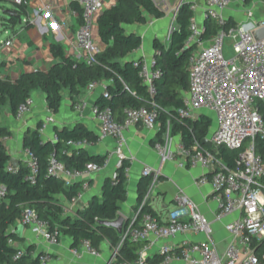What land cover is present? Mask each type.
I'll use <instances>...</instances> for the list:
<instances>
[{
	"label": "built area",
	"instance_id": "1",
	"mask_svg": "<svg viewBox=\"0 0 264 264\" xmlns=\"http://www.w3.org/2000/svg\"><path fill=\"white\" fill-rule=\"evenodd\" d=\"M61 0H47L35 13L44 12L53 28L60 34L61 25H69L70 21L56 20L57 4ZM170 0H154L156 5L166 14L175 19L180 7L189 4L192 16L188 25V36L185 45L192 47L188 58L189 88L183 97V105L178 114L191 119L199 113H208L212 119L210 133L204 138L210 146L203 147L197 141L191 147H185L181 142L176 151L182 159L179 167L198 168L203 171L199 177L200 184H209L210 194L216 204L213 220L205 216L198 204L179 190L173 197V206L163 207L157 211L150 203L151 188L156 182L159 172L150 167H144L142 174L151 177L152 186L144 195L141 206L148 203L157 216L144 213L137 227L133 222L123 228L120 240L111 246L110 257L106 264H264V154L258 152V142L264 143V119L260 104L264 103V38L256 40L255 30L264 27V17L254 15V6L258 0H236L242 5L250 6L245 10V18L235 24L227 25L223 11L235 0H176L168 6ZM79 8L72 9V14L80 16V24L75 32L74 44L69 49L74 59L93 65L103 46L99 40L97 21L101 12L113 6L117 0H71ZM29 3V0H12L13 8ZM210 19L218 26L216 33L203 38L204 21ZM174 29V28H173ZM171 34V33H170ZM168 36V39L170 37ZM9 46L12 40L2 41ZM231 51L230 57L225 56V49ZM155 54L148 59L136 60L138 76L147 92L153 97L157 92L156 81L160 71L154 68ZM101 87L105 97H108L106 84L103 80H92L85 87L93 90ZM32 99L18 105L15 117L21 118L30 110ZM81 101L77 107H84ZM152 107H125L122 111V121L116 120L110 107L92 106V113L98 124L97 141L113 138L117 141L113 151L119 159V164L125 159L123 153V131L130 126L141 125L146 129H154L157 125L158 111L155 103ZM53 118L45 117V122ZM203 139V140H204ZM59 140L56 133L52 141ZM65 144L70 148L86 147L90 143L86 138L68 139ZM223 146L230 150H238L237 166L229 167L216 155L217 149ZM161 160L171 159L168 145L161 142L155 144ZM168 150V151H167ZM24 160L28 168V178L34 180L38 171L35 154L24 151ZM106 163V162H105ZM105 163H86L82 169H69L59 161L55 153H51L48 162V172L63 181L65 186L74 181L81 182V190L69 201V210L78 208L79 200L87 189L86 179L93 173L100 172ZM10 170H16L12 164ZM126 171V170H125ZM115 174L113 175V177ZM6 194L5 186H0V199ZM221 223L227 236L222 240L215 238V224ZM20 225L29 228L40 235L48 244H56L62 236L57 227L50 228L48 223L39 218L32 207H24L21 213ZM153 235L155 240H166L158 250L150 254L148 246L139 248L137 256L132 261L119 259V250L126 240L141 242ZM224 247L219 250L218 245ZM9 243H13L9 241ZM71 253L79 258L83 254L92 257L101 256L99 248L84 239L78 247H72ZM24 249L17 251L15 259L19 258ZM33 254V253H32ZM160 256L155 263L154 256ZM42 264L50 259L48 253L38 255Z\"/></svg>",
	"mask_w": 264,
	"mask_h": 264
},
{
	"label": "trees",
	"instance_id": "2",
	"mask_svg": "<svg viewBox=\"0 0 264 264\" xmlns=\"http://www.w3.org/2000/svg\"><path fill=\"white\" fill-rule=\"evenodd\" d=\"M4 1L7 0H0ZM71 5L79 10L75 3L71 2ZM15 10L22 16L25 14L26 6H18ZM192 14L189 4L184 3L176 15L175 27L167 43L159 39L153 41L154 68L161 73L156 81L157 92L153 97L149 95L138 76L136 60L130 58V55L141 47L142 38L137 33L127 32L125 27L145 24L148 16L162 18L165 12L154 0H117L113 6L103 10L98 18V35L103 50L95 64L87 65L78 61L65 54L59 43L51 42L49 50L56 62L48 71L37 69L23 72L9 81L0 78V116L5 105L11 114L15 115L18 105L31 98L34 90H40L46 97L48 109L56 112L60 107L64 89L74 97L92 80H105L109 96L101 94L97 102L101 107H110L114 115L117 113L121 116L125 107L151 108L152 103H155L160 135L170 132L188 148L195 141L207 147L203 139L211 130L210 117L200 115L191 119L178 114V109L183 105L184 92L189 88L188 58L192 47L186 46L185 40L189 33L188 25ZM17 23L16 15L4 13L0 15V24L5 27ZM230 25L232 23L228 21L226 27ZM204 26L203 38L210 37L218 29L215 22L210 19H205ZM260 111L264 119V103L260 104ZM10 133L8 127L0 125V186L6 188L5 196L0 199V264H42L39 254L33 255L30 247L24 249L19 258H14L20 250L15 242L20 240L16 232L24 207L34 208L39 218L46 221L50 228L57 227L61 235L70 238L71 247H78L84 239L90 240L97 248L103 242L111 246L117 245L121 233L110 227L108 222L116 218L121 202L127 197L125 170L129 165L128 161L123 159L115 176L105 178L100 199H93L86 207L77 208L71 213L68 203L81 190V182L74 181L71 185L65 186L62 180L50 174L49 156L54 152L56 158L69 169H82L89 162L103 165L106 161L105 156L92 155L85 147L70 148L65 144L68 139L81 138H86L93 144L97 136L81 123H77L71 129L55 130L59 138L57 141L43 140L38 130H28L22 138V146L31 150L38 162L37 174L34 180H30L24 161L16 166L15 171L9 169L11 156L7 152L4 138ZM258 152L264 154L263 142H258ZM216 155L229 167L237 166L238 150L220 146ZM150 183L149 176L142 177L139 182L136 205L138 213L132 224L134 227L138 226V220L144 213L157 216L148 203L141 206ZM261 185L264 188V179ZM140 246L141 242L124 241L119 250V259L134 260ZM159 257L154 256L155 263Z\"/></svg>",
	"mask_w": 264,
	"mask_h": 264
},
{
	"label": "crops",
	"instance_id": "3",
	"mask_svg": "<svg viewBox=\"0 0 264 264\" xmlns=\"http://www.w3.org/2000/svg\"><path fill=\"white\" fill-rule=\"evenodd\" d=\"M7 1L12 3V0ZM46 2L47 0H29L25 14L21 16V22L18 21L17 24L6 27L0 24V31H4L5 33V36L0 38L1 79L9 81L23 72L37 69L48 71L56 62V59L49 50L51 42L59 43L64 53L70 55L69 49L72 43L74 44L73 40L80 24V16L72 14L71 10L74 7L71 5V0H61L57 4L56 20L57 22H61L67 19L70 23L65 26L62 23H58L61 25V33L59 34L53 28L44 12L35 13L34 11ZM249 7L235 0L223 11V14L229 22L235 24L245 18V10ZM253 9L256 17H264L263 0H258ZM167 16L168 14L166 13L159 19L148 16L145 24L131 25L142 27L137 34L141 36L142 42L144 39H146V42L144 46L142 43L141 47L132 53L135 56L130 58L134 60L148 59L154 54L153 41L154 39L162 41L165 27L168 24L166 23ZM8 28L11 29V33L7 34ZM10 39L12 43L9 46L1 43L2 41L5 42ZM70 56L73 57L72 55ZM103 82L107 85V81L103 80ZM102 93L101 87H96L93 90L84 88L79 95L71 97L68 91L64 89L58 111L52 112L47 107L45 95L40 90H34L31 94L32 105L30 110L19 119L11 114L7 105H5V110L3 106L0 125L8 127L11 132L9 136L4 138V144L8 154L12 158L19 160V163L21 161L25 162V149L22 146V138L28 130H38L43 140H52L55 130H61L63 128L71 129L77 123H81L97 136L98 124L93 117L92 106L97 104ZM185 94L186 92H184V96ZM81 101H85L86 105L84 107H77ZM49 115L53 120L46 123L45 117ZM200 115L210 117L208 113H199L197 118ZM114 116L116 120L120 117V121L123 119L122 114L120 116L116 113ZM158 130L159 125L157 124L154 129H146L141 125H134L127 127L123 131L124 142L122 150L125 159L129 163L125 171L127 197L121 202L120 209L117 213V215L120 214L123 223H125L123 228L131 222H134L137 217V192L139 182L145 176L142 174L144 167H150L159 172L156 182L152 186L151 180L148 187L149 189L152 186L150 203L157 211L169 205L173 206L174 195L179 190H182L185 195L198 204L199 210L205 216L213 220L216 212V204L210 194V185H202L198 182L203 171L198 168L179 167L177 163L182 157L176 151V146L179 143L178 138L172 136V140L168 142V140H165L167 133L160 135ZM161 139H164V141L161 142ZM157 142L168 145V150L172 155L171 159L161 160L160 154L155 149ZM116 145L117 141L115 139L106 138L101 141L96 140L95 143L85 147L92 155L105 156L106 163L100 172L93 173L86 179L88 187L79 200L78 208L86 207L91 200L101 198V190L105 178L113 177L118 169L119 159L113 154ZM65 179L66 176H60V180L64 181ZM70 212L73 213V211ZM139 224L140 219L138 220ZM19 230L18 227L17 232ZM226 236L227 233L223 229L222 224L216 223L215 238L222 240ZM154 238L153 235H150L147 240L141 241L140 248L148 246V252L153 254L162 244L167 242L166 240H157L155 243L150 244L151 241L155 240ZM19 239V241L15 242L16 245L21 249H28L30 247L33 255L48 253L50 259L47 264H106L111 253L110 244L103 242L99 247L101 256L92 257L88 254H83L77 258L71 253V242L67 236L62 235L56 244L50 245L40 235L33 233L27 227H24L20 232Z\"/></svg>",
	"mask_w": 264,
	"mask_h": 264
},
{
	"label": "rangeland",
	"instance_id": "4",
	"mask_svg": "<svg viewBox=\"0 0 264 264\" xmlns=\"http://www.w3.org/2000/svg\"><path fill=\"white\" fill-rule=\"evenodd\" d=\"M65 1H68V0H65ZM176 2V0H170L169 3H167L168 6H172L174 5ZM13 8V4L9 1H4V2H0V15H3V11L5 9H11ZM166 23H168L165 27V33H164V36L162 37V42L163 43H167L168 41V36L169 34L172 32L173 28L175 27V19L172 17V15H168L167 16V20H166ZM142 27L141 26H126V30L128 31H133L135 33H138L140 32V29ZM8 33H11V29L8 28L7 29V34ZM5 36V33L4 31H0V38H3ZM145 42H146V39H144V41L142 42L143 46L145 45ZM232 55V52L231 51H228L227 52V48L225 49V56L226 57H230ZM135 54H131L130 57H134ZM6 106H4V110H5ZM167 135L165 136V140H168V142H170L172 140V135L170 134V132H166ZM164 139H161V142H163ZM170 208H172V205H169ZM120 215V214H119ZM119 232V231H118ZM224 247V243L221 242L219 245H218V249L221 250L222 248Z\"/></svg>",
	"mask_w": 264,
	"mask_h": 264
},
{
	"label": "water",
	"instance_id": "5",
	"mask_svg": "<svg viewBox=\"0 0 264 264\" xmlns=\"http://www.w3.org/2000/svg\"><path fill=\"white\" fill-rule=\"evenodd\" d=\"M3 13L5 15H16L17 18H18V21L21 22V15L20 14H17L16 13V10L14 9H5L3 11ZM253 36L256 40H259V39H262L264 38V27L262 28H259L257 30L254 31L253 33ZM203 143H205L208 147L211 145L209 141L207 140H203ZM10 163L13 165V166H18L19 165V160L15 159V158H10ZM108 225L110 227H114L115 229H117V231H119L120 233L122 232V228L123 226L125 225V223H123V219L121 218L120 215H117L116 218L112 221H109L108 222ZM24 226L23 225H20L19 226V231L17 232V235L20 237V232L23 230Z\"/></svg>",
	"mask_w": 264,
	"mask_h": 264
}]
</instances>
